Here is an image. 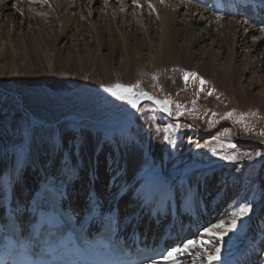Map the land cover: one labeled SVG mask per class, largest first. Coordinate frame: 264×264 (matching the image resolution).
<instances>
[{
    "label": "rangeland",
    "instance_id": "rangeland-1",
    "mask_svg": "<svg viewBox=\"0 0 264 264\" xmlns=\"http://www.w3.org/2000/svg\"><path fill=\"white\" fill-rule=\"evenodd\" d=\"M22 1L24 5H27V11H23V18L27 17L29 19H25L21 27H18L16 24H14V26L17 28L11 26V24L0 16V37L3 40V45L0 48V51L3 53L0 56L1 80L11 81V79H13L11 78L13 77L12 73L16 68L10 59V55H8V52L11 50L9 45L18 49L21 45L19 43L21 40L20 38L23 36L35 39V41L40 44L39 47H41V50L44 49V56L47 60L54 47H66L68 51H75V49H78L83 59L86 58L89 50L93 51L95 47L94 37L91 33V26H89L87 22L89 19V12L86 2L69 10L74 17V21H72L73 23L65 25L60 35L59 32L61 30L57 22H51L54 19L49 18V16L46 17L45 15V10H49V8L46 7V1L36 0L37 3H35V0L34 2L33 0ZM148 1L149 0H98L95 5L98 9L99 16L96 18L94 17L93 20L95 23L97 22L106 27L103 32L104 44L102 51L106 54L107 58H109V56L112 57L116 66L124 62L123 50L118 44L114 47L112 55H110V51L112 43L118 40L120 34H122L123 37L129 38L128 43L132 47L135 56H147L148 53L153 52V43L156 42L159 36L160 21L151 7H149ZM25 2H27V4ZM68 2H71V0H64V3ZM77 10L79 11L77 12ZM33 13H35V15ZM34 16H36L38 20L35 19L36 17ZM223 17L225 19L234 20H238L239 18ZM27 20H29L30 23H26ZM206 27V22L200 24V29ZM23 40L26 41L25 38H23ZM178 42L179 44H184L185 38L183 39L182 36H179ZM204 43H202V45L205 46L204 49L203 47L201 48L203 51H207L206 49L209 48L207 45L208 40ZM252 45V42L246 40L245 44L237 51L236 68H238L240 61L243 59L242 56L247 53L248 49L252 48ZM217 47L218 46H213L212 50L216 55H219L217 59V65L219 66L227 59L230 50ZM257 49L255 53H251L254 59L248 68L247 74L243 77L242 85L244 89H246V93H240L239 95L221 88L215 73L214 75L211 74L208 76L197 69L201 63V52H199L197 48L196 52L198 53L192 59L193 65L196 67L193 65L191 67L184 65L180 60L174 62L170 67H166L163 63L159 65L153 63L150 68H148L143 66V63H136L133 65V77L126 82H123L124 80L117 76V80L107 84L99 82L101 80H96L91 83L88 81L89 76L87 72H81V69L77 67H68L70 70L68 68L65 69L64 66L61 65V63H63L61 60H59V67L57 72H55L56 85L59 90L64 92L83 89V91L87 89L86 91L93 90L92 92H102L106 90L108 86L116 82L124 85H131L139 81V87L134 90L135 92L149 93L160 99L167 100L168 103H170L172 117L161 111L153 103L145 102L140 105L135 113V122L126 130L113 133H103L93 130L94 140L96 139V144L94 142L93 145V147L96 148H94V153L96 152V154L93 155L97 163L101 164H104V161H102L100 151H103L105 156H108L109 153V156L115 155L116 152L118 156L124 157L127 153L129 157H137L140 160L147 158L149 159L148 161H150L153 156L154 148L159 145L162 147L161 152L166 156L165 158H169L171 164H178H175L176 168H179V172L174 176L175 179H173V184L176 183V186L181 188L182 193H186L187 189L184 186H186L187 183H194L193 178L202 177L200 182L203 184L199 186L198 182H196V185L201 187V192L198 193L196 189L194 195L196 199H198L196 202H200L198 196L202 197L204 194L205 197L201 199L205 201L204 209L207 211L216 208L208 213L212 218L207 220H210L211 223L214 219L211 225H207H210L206 227L209 229L215 222L221 220H226L225 225L228 227L231 220L234 218L233 213L241 205H252L247 215L236 218V228L228 231L230 235H227L226 242L222 244L219 242V244L218 239L214 235L210 238L207 237V240H211L212 245L219 244V255H222V257L224 256L223 258L227 264L229 263L227 260H233V258L234 261H236L235 264H247L246 261L243 262V258L246 256L251 258L253 255L257 257L256 260L248 264H264V252L262 251V253L258 254L259 249L257 251L255 240L250 238L249 232L253 225L259 222L260 229L257 231V239L264 237V147L259 144L248 146L238 142L233 137L232 127L227 124H223L213 133L209 132L201 135L190 121H193L196 125L207 131H211L219 123L230 122L238 128L239 135L242 138H260L264 140V135H261V132H264V105L259 104L258 101L264 98V42L258 44ZM67 50L63 51V57L67 56ZM71 56L75 58L74 52H72ZM77 69L79 72H77ZM49 71L50 70H46L37 74L40 78H47L51 74V71ZM193 72L196 73V76L186 75V73L190 74ZM76 75H78L79 79H75L77 78ZM153 77H155V79H153ZM201 80L204 81L203 84ZM18 112L19 109L15 99H6L0 96L1 166L7 159L14 158V156L16 158L17 156L20 165H22V163L27 164L24 166L23 170L25 182L33 183L32 187L36 189L39 184L38 178L40 177V173L36 164L37 161L33 160L31 157V145L34 139L38 137L40 150L45 152L51 150L60 151V155L62 154V165H65V162L68 160L69 153L72 152L71 154L74 155L80 153L81 155L78 163L79 171H77L78 182L76 187L80 188L84 183L89 185V174L85 170L86 155H83L81 152L84 148V145L82 146L83 140L88 143L89 136L80 133L81 131L77 128H68L66 129L67 133L69 131L72 133H66V135L70 136L64 138L62 142L60 130L57 126H45L37 132L34 127L30 128L29 118ZM178 112L180 115H177ZM225 113H231V115L226 119H222ZM210 122L212 124L211 127ZM25 127H29L28 130L34 129V131H31L30 136L22 143L20 139L22 138L21 134L23 136L25 135ZM165 129H168V131L165 132ZM88 131L90 132L91 130ZM165 135L169 137V140L164 139ZM17 142L22 144H17ZM198 144L200 147H197ZM21 148H23L24 151V156L22 158L18 156ZM2 149L3 151L1 152ZM256 152H260L261 155L256 156ZM6 155L10 156L7 158ZM247 155H252L253 159H247ZM226 156H236L237 159L228 160L224 158ZM106 166L112 177L114 175L113 166H111L112 168L110 164ZM151 174L152 173L147 172L146 176H143L146 185L149 182ZM163 176L168 175L165 174ZM150 185L151 182L149 183V186ZM146 188H149L148 185ZM164 188L167 189V187ZM35 189L32 190L34 191ZM32 190L27 192L28 194L25 198L26 204L32 202ZM83 192V196L79 194V192L78 194L83 200H86ZM82 203L86 205V202ZM213 204H217L215 205L216 207ZM85 207L87 208V206ZM196 221L198 222V220ZM190 233H192L190 236L184 237L185 241L203 240L196 232L192 231ZM202 234H204V231L199 235ZM206 234L207 233H205L204 239H206ZM182 245H180V248ZM202 245H205V249L208 252L214 250L212 248L213 246H210V244L203 242V244L200 243L199 245V243H197L195 246H189L187 253L182 252L176 254L175 257L182 255L184 259L181 262L182 264H191L192 261H200L205 264H219L216 260L209 262L207 258L206 260L198 257V260L194 259L201 253L200 251H202V249H198L202 247ZM171 261L172 259L162 264H169Z\"/></svg>",
    "mask_w": 264,
    "mask_h": 264
},
{
    "label": "bare ground",
    "instance_id": "bare-ground-1",
    "mask_svg": "<svg viewBox=\"0 0 264 264\" xmlns=\"http://www.w3.org/2000/svg\"><path fill=\"white\" fill-rule=\"evenodd\" d=\"M37 1L35 0V3H37ZM44 1H46V7L49 8L48 11L45 10V15L46 17L49 16V18L54 19L51 22H57L61 30L59 32L60 35L62 34L63 27L74 21V17L69 10L86 2L89 12V19L86 21L88 22V25L91 26V33L94 37L93 40L95 47L93 51L89 50L84 59L79 54L78 49H75V51H68L66 47H54L47 60L44 56V49L41 50V47H39L40 44L35 41V39L28 36L21 37V40L19 41L21 45L18 49L9 45L11 50L8 52V55H10V59L14 63L16 69H14L12 73L13 77L11 78L13 79H11V81H3L1 80L2 78H0V96L5 97L6 99H15L19 112L23 116L29 118L30 128L34 127L37 132L42 127L55 125L60 130L62 142L64 138L70 136L66 135V129L68 128H77L81 131L80 133L85 134V136L88 135V143L83 140L82 146L84 145V148L81 152L83 155H86L85 170L89 174L88 180H90V184L88 185L84 183L80 188L76 187L78 182L77 171H79L78 163L81 155L80 153L74 155L71 154L72 152L70 151L71 153H69L68 160L65 162V165H62V154L60 155V151L51 150L45 152L40 150L38 137H36L31 145V157L33 160L37 161L36 164L40 173L38 187L35 189L32 187L33 183L25 182L23 170L24 166L27 164L22 163V165H20L17 156L16 158L14 156V158L7 159L8 161L6 160L2 166L0 164V197L5 196L9 179L14 201L18 209H20L24 203V198L28 194L27 192L35 189L34 191L32 190L33 194L31 193V196L32 201H34L32 212L34 211L33 213L36 214L37 207L42 203L40 197L46 187H53L55 190L62 192L66 199H68L70 194L73 195L76 198L75 204L80 208H82V204H80L81 196L79 194L83 196L82 192L85 191L83 193L84 197L87 199L86 202L90 204L91 199L99 201L101 205V215H106L110 210H113L118 213L119 217L124 218L125 221L131 219L132 221H138L141 223V215H143L145 211H148V213H150L149 216H152L153 219L158 215L159 221L162 217L167 216L169 223L167 231L171 230L173 232L181 225V232H179L182 236L188 235V232L194 229L198 236L203 239L201 241L210 244V246L213 245L210 239L207 240V237L210 238L212 235L218 239V243L220 242L222 244L223 242H226L227 235H230L229 232L223 237L218 236V233L223 232L227 227V225H225L226 220L224 221V228L210 227L211 232L206 234V239H204L205 232L202 234L203 236L199 235L206 227H209L213 223L214 219L211 223L210 220H207L212 218L208 213L216 208L210 209L209 211L204 209L205 201L201 199L205 197L203 193L202 197L198 196L200 202H196L198 199H196L194 193L196 189L198 190V193L201 192V187L199 186L203 184L200 182L202 177L193 178V184L187 183V185L184 186L187 189L186 193H182L181 188L176 186V183L173 184V179H175L174 176L179 172V168H176L175 164L177 163L171 164L169 158H165L166 156L161 152L162 147L159 145L154 148L153 156L150 161H148L149 159L147 158L140 160L139 158L136 157V159L134 157V159L129 157L127 153L124 157L118 156V153L116 154V152L115 155L109 156V153L108 156H105L103 151H100L102 161H104V164H101L97 163V160L93 155L96 154V152L94 153L95 147H93L96 140H94L93 130L103 133L121 132L126 130L135 122V113L138 110L137 103L141 100H144L141 104L145 102L153 103L161 111L172 117L170 103L165 106L163 103H158L165 100L160 99L157 96L149 93H145V95L141 96L139 95V92L134 91L136 94L130 95L129 97L136 100V107L134 108L127 100H120L117 97L112 96L107 90H103L102 92H92L93 90L86 91V89L83 91V89L64 92L59 90L56 85L55 72H57L59 60H61V62H63L61 65H63L65 69L68 67H77L78 69H81V72H87L89 76L88 81L91 83L96 80H101L99 82L107 84L117 80V76L122 78L124 80L123 82H126L133 77V65L136 63H143V66L148 68H150L153 63L158 65L163 63L166 67H170L174 62L180 60L182 64L191 67L193 65L192 59L198 53L196 52L197 48L199 52H201V63L197 67L198 70L208 76L211 74L214 75L215 73L220 87L228 92H235L237 95L240 93H246L242 81L254 59L251 53H255L258 50V44L264 42V13L259 12L264 9V0H208L210 5H208L207 2L206 4L199 0H163V3L161 0H149L148 3L151 4V9L160 21L159 36L157 37L156 42L153 43V52L148 53L147 56H135L132 47L128 43L129 38L123 37L122 34H120L119 37L117 36L118 40H115L112 43L110 51V55H112L114 47L118 44L122 48L124 62L119 64V66L115 65L111 56L107 58L106 54L102 51L104 44L103 32L106 27L97 22L95 23L93 20L94 17L96 18L99 16L98 9L95 6L98 0H71V2L68 3H64V0ZM228 2L233 4L231 7L234 10L231 11H236L237 9V12L239 13L238 15H234L226 10L229 4ZM25 3L27 4V2ZM246 5H251L249 6L251 9H249V14L247 16L238 10L239 7ZM26 6L27 5H24L22 0H0V16L11 24V26L15 27L14 24H16L18 27H21V24L25 22V19H29L27 17L23 18V11L26 10ZM78 11L79 10H77V12ZM33 14L35 15V13ZM223 16H236L234 18H239L238 20L225 19ZM35 19L38 20L37 17ZM202 22H206L207 27L200 29V24H202ZM26 23H30V21L27 20ZM179 36H182L183 39L185 38L184 44H179ZM23 38H25L26 41H24ZM207 40L209 48L206 49L207 51H203L201 47L204 49L205 46H203L202 43ZM246 40L252 42V48L248 49L247 53L242 56L243 59L240 61L238 68H236L237 66L235 67V63L237 62V51L245 44ZM2 45L3 40L0 37V48ZM213 46H218L217 48L220 49L227 48L230 50L227 59H225L219 66L217 65L219 55H216L212 50ZM64 50L68 51L66 57H63L62 55ZM72 52H74L75 58H72ZM2 54L3 53L0 51V56ZM78 69L77 72H79ZM46 70H50L51 72H49L51 74L47 78H40L37 73ZM0 77L2 76L0 75ZM76 77L77 78L75 79H79L78 75H76ZM258 101L259 104L264 105V98ZM165 107L167 110H165ZM190 123L198 129L201 135L210 132V130H204L196 125L193 121H190ZM28 128H26V130H28ZM88 130L91 131L89 132ZM232 130L233 137L243 145L249 146L259 144L264 147V140L260 138H242L235 125H233ZM69 133L72 132L69 131L67 134ZM21 136L22 138L20 141L23 143L25 142L26 137L22 134ZM19 143L20 142H17V144ZM2 151L3 149L1 152ZM6 156L8 158L10 155ZM0 159L2 160V157ZM108 164H110V167L113 166L114 175L112 177L106 166ZM147 172L152 173L149 182L147 183L149 188H146L147 185L144 183L145 179H143V176H146ZM165 174L168 176H163ZM150 182L151 185L149 186ZM196 182H198L199 186L196 185ZM164 187H167V189ZM2 199L3 198H0V202ZM213 205L215 206L217 204ZM32 212H29L28 214L32 216ZM83 216V222L95 217L92 214L91 208L87 209ZM196 220H198V222ZM219 222L220 221L215 222L213 225H216ZM208 224L210 225L207 226ZM172 226L173 229H170ZM259 229L260 223L256 222L249 231L250 238L255 240L257 251L259 249L258 254L262 253V251L264 252V237L257 239V231ZM184 240L183 244L187 242ZM201 249L202 251H200L201 253L199 252V256H196L194 259H197L198 257L206 260L204 255L206 252L205 245L199 247L198 250ZM185 252L187 253V251ZM219 256L220 258L216 260V262L219 264H227L223 258L224 256ZM256 258L255 255L251 258L246 256L243 258V262L246 261L248 264L249 262L251 263L256 260ZM182 260L184 259L182 258V255H180L175 257V260H172L169 264H179ZM227 261H229L228 264L235 263L234 258L233 260L229 259ZM162 262H164V260L158 264H162ZM191 264L205 263L192 261Z\"/></svg>",
    "mask_w": 264,
    "mask_h": 264
},
{
    "label": "snow or ice",
    "instance_id": "snow-or-ice-1",
    "mask_svg": "<svg viewBox=\"0 0 264 264\" xmlns=\"http://www.w3.org/2000/svg\"><path fill=\"white\" fill-rule=\"evenodd\" d=\"M161 2L163 3V0H161ZM149 7H151V4H149ZM186 75L196 76V73H194V72L193 73H190V74L186 73ZM153 79H155V77H153ZM201 83L203 84L204 81L201 80ZM139 84H140L139 81H137L136 84H131V85H124V84H121L119 82H116L115 84H112V85L108 86L106 90L108 92H110L112 94V96L117 97L120 100H127L128 103L131 104L132 107L135 108L136 107V100L135 99H131L129 97H130V95H135L136 94L134 92V90L139 87ZM209 94H211V93H209ZM139 95L142 96V95H145V93L140 92ZM158 103H163L166 106L168 104V101L165 100L163 102H158ZM165 110H167L166 107H165ZM177 115H180V113L178 112ZM230 115H231V113H225L224 116L222 117V119H226ZM211 126H212V124L210 122V127ZM31 131H34V129H32V130H26L25 131V137L26 138H28L30 136V132ZM167 131H168V129H165V132H167ZM261 135H264V132H261ZM164 139L165 140H169V137L167 135H165L164 136ZM169 142H174V141H169ZM197 147H200V145L198 144ZM232 147H234V146H232ZM255 155L256 156H260L261 153L260 152H256ZM19 156L21 158L24 156L23 148H21L20 153H19ZM224 158L225 159H228V160H235V159H237L236 156H226ZM247 159H249V160L253 159L252 155H247ZM89 207L91 208L92 214L94 216L99 217L101 215V205H100L99 201H97L95 199H91L90 200ZM251 208H252V205H250V204L241 205L233 213L234 218L231 220V222L228 225V227L225 228L223 232L218 233V236L219 237H223V236H225V235L228 234V231L229 230L235 229L236 228V225H237V219L236 218L237 217H244L245 215H247L249 213V211L251 210ZM16 211L18 212L19 209H16ZM15 220H16V217L15 216L11 218V222H12L13 226L15 225ZM104 220L107 222V227L110 229L112 227L113 222H114V216L112 215L111 210L109 211V214L104 217ZM211 227L212 228H224V221H220L218 224L212 225ZM204 232L205 233H209V232H211V229L205 228L204 229ZM213 234H216V233H213ZM197 243H202V241L188 240L187 242H185L183 244V247L182 248H180V247L172 248V249L168 250L166 252V254H161L162 255V258L164 260H168V259L175 260L176 254H180L182 252L187 251L188 248H189V246H195ZM213 249L214 250L211 251V252L206 251L204 253L205 257L207 258V260L209 262H211L212 260H218L220 258V256H219V252H220L219 244L213 245ZM152 264H158V262L157 261H153Z\"/></svg>",
    "mask_w": 264,
    "mask_h": 264
},
{
    "label": "water",
    "instance_id": "water-1",
    "mask_svg": "<svg viewBox=\"0 0 264 264\" xmlns=\"http://www.w3.org/2000/svg\"><path fill=\"white\" fill-rule=\"evenodd\" d=\"M144 101V100H143ZM142 100L141 101H139L138 103H137V106H139L140 104H141V102H143ZM223 124H227V125H230V126H232L233 127V124L232 123H230V122H228V123H219L216 127H214L211 131H210V133H213V132H215L220 126H222Z\"/></svg>",
    "mask_w": 264,
    "mask_h": 264
}]
</instances>
